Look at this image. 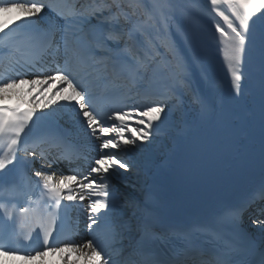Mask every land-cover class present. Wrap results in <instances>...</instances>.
Returning <instances> with one entry per match:
<instances>
[{
  "label": "snow or ice",
  "instance_id": "6c2138e0",
  "mask_svg": "<svg viewBox=\"0 0 264 264\" xmlns=\"http://www.w3.org/2000/svg\"><path fill=\"white\" fill-rule=\"evenodd\" d=\"M206 3L234 101L244 96L245 66L259 60L264 136V0ZM11 8L23 15L14 28L0 24V264H57L48 259L57 256L59 264H264V220L252 221L259 243L240 235L244 213L264 202V185L216 218L238 234L233 240L206 226L162 230L147 198L126 196L111 183L132 170L126 154L151 143L191 91L172 39L173 28L180 31L174 0H0V12ZM53 84L59 99L38 103L37 86L42 95ZM117 98L120 107L113 106ZM193 100L208 111L198 96ZM66 113L100 141L86 174L50 171L89 159L53 126ZM44 121L50 123L30 140ZM81 215L91 237L83 242L73 239ZM5 241L36 247L21 253Z\"/></svg>",
  "mask_w": 264,
  "mask_h": 264
},
{
  "label": "bare ground",
  "instance_id": "6f19581e",
  "mask_svg": "<svg viewBox=\"0 0 264 264\" xmlns=\"http://www.w3.org/2000/svg\"><path fill=\"white\" fill-rule=\"evenodd\" d=\"M174 3L177 5L176 21L180 25V31L177 32L174 27L172 30V39L176 42L178 52L187 64V74L191 84V91L186 94L180 102L173 106L172 111L164 118V123L161 125L158 134L155 135L152 142L145 143L144 147L136 148L133 151L138 160L136 163L138 174H140L139 170L142 168L141 162L151 165L155 162L164 163L177 154H181L184 148L192 141L191 153L198 154L207 146L210 137L216 132H224L228 124L227 108L223 100V86L219 83L207 82L206 75L197 61L194 51L199 41H207L208 44L214 46L216 54L223 56L221 45L217 40L218 33H215L214 30L213 19L207 14L210 7L206 3V0H174ZM22 15L23 14L15 8H11L8 12H0V24H8L9 28H11L12 25L15 24L14 22H18L17 18ZM216 19L218 20L219 18ZM191 28L196 31V39L192 34ZM5 31H8V29H5ZM245 73L248 78L244 81V85L248 88L251 86L255 90L260 89V67L255 66L254 62H252L245 66ZM28 78L32 77L29 76ZM56 87L57 86L53 84L51 88L47 91H43L41 95L42 89L37 86L33 95L37 97L38 103H47L49 100H54V97H56L54 95ZM194 96H198L203 104L208 106V111H201L200 104L193 100ZM133 103V100H128L127 104L131 105ZM55 106L56 105H53V107ZM70 117L71 113H66L64 118L58 121L64 126L65 130L72 131L69 140L77 145L81 142L82 145L80 147L82 153L88 156V153L91 152V157L98 158L97 145L100 141H96L94 138H90L86 135L85 130L75 125ZM47 123L50 122L46 121V124ZM222 139L223 138L220 137L219 142H221ZM141 152L144 154L142 155ZM91 157H88V160L81 159L72 165L60 162V168L58 164H54L52 169L59 174L67 175L72 174V168L79 167L81 172L83 170L87 173L86 168L89 167ZM131 177V171L123 175H114L111 177V183L119 188L120 192L126 196L135 198L141 197L142 191L139 189V184L142 183V176L139 177L135 175V177L138 178V180H136L138 182L137 186L135 180L130 179ZM113 181H120L121 184H124L126 187L122 188L120 184L118 185ZM261 208H264V202H257L250 211L251 213L263 217L259 220H264V216L260 215L259 210ZM80 218L86 219L83 215H81ZM253 220L254 219H247L246 224L253 230L256 239L259 241L260 232L257 227L253 226ZM77 238L78 241L83 242L91 237L88 234V230L85 229V227H81ZM48 259L50 261H56L57 264H59V256L49 257ZM69 259L77 261V255L73 254ZM4 264H21V262L5 260ZM77 264H84L83 259H80Z\"/></svg>",
  "mask_w": 264,
  "mask_h": 264
},
{
  "label": "rangeland",
  "instance_id": "374dc122",
  "mask_svg": "<svg viewBox=\"0 0 264 264\" xmlns=\"http://www.w3.org/2000/svg\"><path fill=\"white\" fill-rule=\"evenodd\" d=\"M54 100H58V97H54ZM131 171V174H132V177L130 178L131 180H135V182L137 183L136 186L138 185V182L136 180H138V178L135 177V175H137V170L135 168H132ZM125 187V186H124Z\"/></svg>",
  "mask_w": 264,
  "mask_h": 264
}]
</instances>
